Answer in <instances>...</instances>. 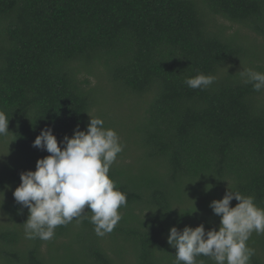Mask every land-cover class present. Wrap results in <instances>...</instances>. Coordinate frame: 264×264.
Instances as JSON below:
<instances>
[{"label": "trees", "instance_id": "obj_1", "mask_svg": "<svg viewBox=\"0 0 264 264\" xmlns=\"http://www.w3.org/2000/svg\"><path fill=\"white\" fill-rule=\"evenodd\" d=\"M218 17L260 37L263 53L238 29L226 33ZM262 57L264 0H0V111L9 117L0 137L14 157L0 169V195L8 194L0 264H176L170 228L219 230L209 205L228 190L264 208V89L241 76L264 73ZM198 73L215 81L189 88L185 80ZM90 76L109 79L113 95L143 109L108 174L127 194L122 219L98 236L85 206L81 222L58 226L51 240L27 239L29 212L13 192L20 173L49 155L33 147L41 130L51 127L59 143L77 126L86 131L91 116L118 134L121 122L104 113V90ZM128 136L138 152L130 162ZM247 244L250 264H264V234Z\"/></svg>", "mask_w": 264, "mask_h": 264}, {"label": "clouds", "instance_id": "obj_2", "mask_svg": "<svg viewBox=\"0 0 264 264\" xmlns=\"http://www.w3.org/2000/svg\"><path fill=\"white\" fill-rule=\"evenodd\" d=\"M241 76L255 91L264 89V73L248 69ZM214 81V76L198 73L187 78L185 84L203 90ZM8 125L9 117L0 111V136L9 132ZM33 147L46 150L49 155L36 161L35 171L20 173L21 182L13 192L16 202L29 212L23 223L25 237L51 240L58 226L74 219L81 222L85 206L92 213L89 219L95 233L101 237L111 233L122 219L119 209L127 206V194L108 175L122 151L117 132L105 128L102 118L90 116L86 131L77 126L71 137L65 135L59 143L52 128L45 127ZM233 199L238 203L230 207ZM209 206L221 217L219 230L206 232L203 223L194 228L185 226L183 230L170 228L167 239L176 249V264H197L196 257L201 255L215 264H250L255 250L247 241L253 232L264 234V208L255 204L253 196L230 190Z\"/></svg>", "mask_w": 264, "mask_h": 264}, {"label": "rangeland", "instance_id": "obj_3", "mask_svg": "<svg viewBox=\"0 0 264 264\" xmlns=\"http://www.w3.org/2000/svg\"><path fill=\"white\" fill-rule=\"evenodd\" d=\"M217 20L218 22L223 23L224 26L227 27V29H225L226 33L231 34L234 30L238 29L239 34L245 35L249 41H252L250 43L254 45L252 52L257 54L258 56H260L263 53L261 46H260L262 44V39L260 37L250 32L244 26H238L237 24L228 22L219 17L217 18ZM262 61H264V57H262ZM89 78H90L91 84L96 85L99 88H102L104 90V93L102 94V96H99L98 98L100 100V103L102 102V100H104L103 103H101L102 106L100 107L104 110V113L114 115L116 120L121 122L120 125L116 127V129L118 130V136L120 140L121 139L123 140V138L126 135H128L127 133L128 129L131 128V125H133L132 123L135 122V118L139 114L140 115L142 114L143 109H140L139 107L135 106V104L137 105L138 102L135 103L134 100L126 101L120 91L115 90L116 92L113 95L111 91L112 90L111 83L109 79H106L104 76H102L100 79H97L94 76H90ZM118 96L121 97L120 101L119 100L114 101V99H117ZM98 108L99 106H95L94 112H96ZM124 144L127 145V148H128V150L126 151L125 161L130 162L132 161L131 159L132 155H135L138 153L134 150L136 147L134 145V138L128 136V139L124 141ZM11 148L12 147L9 144V139L8 138L3 139L0 137V169L4 166L5 163H10L11 159L14 158L12 153L10 155ZM4 196H8V194L5 193L4 195H0V200L3 199ZM0 213H2L1 209H0Z\"/></svg>", "mask_w": 264, "mask_h": 264}]
</instances>
